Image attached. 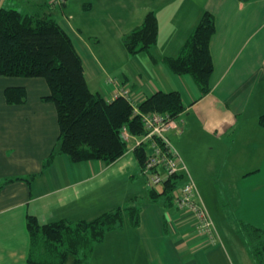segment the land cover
Returning a JSON list of instances; mask_svg holds the SVG:
<instances>
[{"label": "crops", "instance_id": "crops-1", "mask_svg": "<svg viewBox=\"0 0 264 264\" xmlns=\"http://www.w3.org/2000/svg\"><path fill=\"white\" fill-rule=\"evenodd\" d=\"M24 2L26 9L15 10L24 15L49 14L65 30L80 56L89 89L106 101L122 91L136 103L158 91L178 92L185 109L165 135L188 177L199 187L205 184L197 190L201 203L207 212V208L219 212V202L206 187L213 175L205 176L200 166L209 167V172L225 171L226 179L243 184L238 185L240 213L234 221L264 230V125L260 124L264 0ZM1 8H10L6 0H0ZM205 11L213 15L215 31L209 43L210 91L201 96L191 77L173 74L162 60L180 54ZM148 12L157 19V41L148 51L129 56L122 37ZM101 38L116 46L103 47ZM8 88H23L24 102L8 103L4 95ZM48 95L41 78L0 76V264H28V215L40 224L89 220L126 206L133 197L138 199L139 225L132 227L128 217L123 218L121 228L108 232L94 246L87 264H257L250 258L247 241L236 236L209 241L194 233L191 214L173 203L166 206L160 198L151 200L149 191L162 189L148 186L140 175L134 145L110 164L73 162L58 154L44 166L59 137L55 106L43 99ZM31 176L29 181L15 180ZM138 178L144 187L134 183ZM186 179L184 175L182 183ZM224 223L232 225L228 216Z\"/></svg>", "mask_w": 264, "mask_h": 264}, {"label": "trees", "instance_id": "trees-1", "mask_svg": "<svg viewBox=\"0 0 264 264\" xmlns=\"http://www.w3.org/2000/svg\"><path fill=\"white\" fill-rule=\"evenodd\" d=\"M214 31L213 15L203 12L180 54L162 60L173 74L191 77L201 96L210 91L213 66L209 43ZM157 32L156 16L148 12L139 26L122 37L123 47L129 55L148 51L157 41ZM0 76L41 78L48 86L49 95L43 99L55 106L59 137L44 166L58 154L67 155L73 162L113 163L128 151V141L122 137L124 130L133 137L145 133L141 115L158 113L173 121L185 109L176 91H158L132 104L124 96L108 102L100 93L92 92L71 38L49 14L24 15L15 9H0ZM4 95L12 104L23 103L26 97L23 88H8ZM260 124L264 125V117L260 118ZM133 152L142 169L147 148H135ZM183 176L178 173L168 178L161 192L149 191V198H160L166 206L172 205L173 192L182 183ZM30 179L32 176L15 178ZM139 212L138 199L133 197L126 206L89 220L61 219L40 224L35 216L28 215L26 261L28 264H87L94 246L108 232L121 228L124 216L132 227H137ZM241 230L248 237L256 263L264 264V230L250 224H242Z\"/></svg>", "mask_w": 264, "mask_h": 264}, {"label": "built area", "instance_id": "built-area-1", "mask_svg": "<svg viewBox=\"0 0 264 264\" xmlns=\"http://www.w3.org/2000/svg\"><path fill=\"white\" fill-rule=\"evenodd\" d=\"M120 96H124L132 104L126 92L122 91ZM141 120L145 130L142 136L133 137L126 130L122 132L124 140L134 142V149L147 148V156L140 175L145 178L147 185L153 188L161 187L175 174L187 175V179L173 192L172 203L177 209L192 215L193 230L196 235L215 241L217 235L215 227L200 201L196 186L188 177L182 160L165 135L171 128L170 120L167 116L158 113L141 115Z\"/></svg>", "mask_w": 264, "mask_h": 264}, {"label": "rangeland", "instance_id": "rangeland-1", "mask_svg": "<svg viewBox=\"0 0 264 264\" xmlns=\"http://www.w3.org/2000/svg\"><path fill=\"white\" fill-rule=\"evenodd\" d=\"M6 5L8 7H10L11 9H17V10L21 9L22 7H24L25 9L27 8V4H26V2H24V0H6ZM101 41H102L101 43H102L103 47L106 46L108 49L110 47H112L111 45H113V47L116 46V44H114V43L109 44V38H107V39L101 38ZM120 44H121V42H120ZM91 45L96 46L99 50L102 49V46L100 44L97 45L95 42H91ZM117 47H118V45H117ZM135 55H137V54H135ZM129 56H134V55H129ZM169 123H171V127H172L173 121L170 120ZM133 145H134L133 141L128 142L127 143L128 149H130ZM200 167H201L202 172L205 176L213 175V176H210L208 178V180L206 181V187H209L207 189H210L209 194L211 195V198L214 200V202H219L220 209H221V210L219 209V212H220L219 213V212H213V210L209 211V208H207L208 212L210 214V217L212 218V221L214 223L216 232H217V236H216L215 241H218V239L220 240V238H222V237H234V236H236V238L242 239V241L243 240L247 241V243H248L247 248H248V251L250 252L251 248H250V244L248 241V237H246L244 232L241 230V226L243 223H240L238 225V222L234 221V220H236L237 217H239L238 213H240V212H237V210H238L237 199H238V192H239L238 191L239 190L238 185L242 187L243 184H239V180H235L232 177L229 180L226 179L225 178V171L221 172V170L216 169L214 172L211 171L212 172L211 173V172H209V167H207V166H200ZM136 182L141 183V179H140V181H139V178L137 180L135 179L134 183H136ZM193 182L196 186V189L199 192L198 188L202 187L204 183L202 182L200 187H199V185L197 184L198 182L195 179L193 180ZM118 185L123 187L122 182H118ZM139 185L143 186L144 184L142 185V183H141ZM135 187H136V185H135ZM204 187H205V184H204ZM138 188L140 189V187H138ZM159 188L162 189V186ZM135 189L136 190L134 191V193H136L138 195V192H137L138 190H137V188H135ZM211 208L213 209V207H211ZM172 210H174V207L169 208V211H172ZM225 216H228L230 218V221L232 223V225L230 227H228V224H227V226H224L225 225V223H224V217ZM124 219L126 220V216H124ZM218 224L220 225V227L218 226ZM249 254H250V258L252 259V261H254L256 263L255 259L251 255V253H249Z\"/></svg>", "mask_w": 264, "mask_h": 264}]
</instances>
